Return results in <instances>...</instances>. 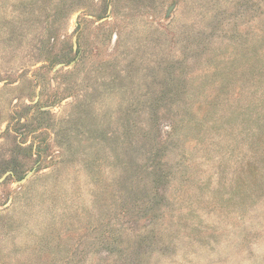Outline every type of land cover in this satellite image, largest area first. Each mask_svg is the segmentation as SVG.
Returning <instances> with one entry per match:
<instances>
[{"label":"rangeland","instance_id":"obj_1","mask_svg":"<svg viewBox=\"0 0 264 264\" xmlns=\"http://www.w3.org/2000/svg\"><path fill=\"white\" fill-rule=\"evenodd\" d=\"M0 264H264V0H0Z\"/></svg>","mask_w":264,"mask_h":264}]
</instances>
